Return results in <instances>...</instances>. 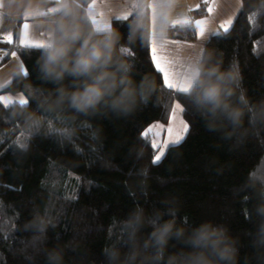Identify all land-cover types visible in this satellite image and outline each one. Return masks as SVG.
<instances>
[{"label":"trees","instance_id":"trees-1","mask_svg":"<svg viewBox=\"0 0 264 264\" xmlns=\"http://www.w3.org/2000/svg\"><path fill=\"white\" fill-rule=\"evenodd\" d=\"M92 1L78 0L85 11ZM51 3L44 1L40 6L46 9ZM206 9L203 1L190 11L192 27H169L167 36L195 41L194 21L205 16ZM144 13L145 28L129 47H122L128 52L120 49V54L134 65L136 81L146 74L154 78L158 93L133 115L81 122L71 141L57 137L50 119V130L37 134L28 150L22 151L18 146L21 126L7 118L19 104L5 106L0 102V264H46L42 252L33 258L30 252L22 254L21 247L28 234L19 226L38 206L52 210L54 221L47 247H66V264H103V249L116 238L118 220L137 205L149 211L162 208L161 201L170 197L179 199L178 219L190 225L204 220L226 224L239 238L240 264H246V257L251 258L250 264H258L251 235L258 219L244 182L254 167L264 176V132L235 147L220 132L207 129L204 119L186 105L185 93L165 88L151 62V18L147 8ZM135 16L136 9L127 23L113 19L112 24L127 37ZM216 33L205 47L222 49L225 66L237 60L248 96L253 102L264 99V0H242L229 31ZM9 46V55L2 62L16 50L29 75L17 71L2 91L23 92L36 107L26 85L29 80L41 84L37 73L41 49H24L19 43ZM176 101L183 107L188 132L154 163L158 150L151 147L152 137L145 139L140 133L153 122H168ZM97 125L103 128L100 136L96 135ZM160 178L167 182L161 184Z\"/></svg>","mask_w":264,"mask_h":264},{"label":"clouds","instance_id":"clouds-1","mask_svg":"<svg viewBox=\"0 0 264 264\" xmlns=\"http://www.w3.org/2000/svg\"><path fill=\"white\" fill-rule=\"evenodd\" d=\"M8 7L12 12L26 8L17 0H9ZM170 7L164 0L156 12L161 39L172 22L167 11ZM55 8L59 11L43 22L45 46L37 64L41 84L29 80L26 85L36 107L19 104L7 115L21 126L23 135L18 146L22 151L28 150L37 134L50 130V119L54 120L51 127L57 137L71 141L81 122L96 117L127 118L158 93L154 78L146 74L136 81L134 65L120 54V49L129 47L145 28L147 4L143 0H137L127 37L118 27L105 31L93 25L92 13L85 11L78 0H58ZM187 64L181 75V82L189 85L186 105L204 119L209 131L220 132L235 147L264 132V99L253 102L248 96L237 60L225 66L222 49L205 47ZM45 84L53 87L46 88ZM102 132V126L97 125L96 135ZM159 182L167 181L160 178ZM244 186L254 201L252 211L258 219L251 234L252 246L258 264H264V176L254 167ZM161 203L164 207H153L151 211L137 205L118 220L116 238L103 249V264H240L239 238L226 224L204 220L190 225L178 219V197ZM53 221L51 208L38 206L33 210L30 219L19 226L28 234L21 245L22 254L30 252L34 258L42 252L46 264H66V247H47ZM245 261L250 264L251 258Z\"/></svg>","mask_w":264,"mask_h":264},{"label":"snow or ice","instance_id":"snow-or-ice-1","mask_svg":"<svg viewBox=\"0 0 264 264\" xmlns=\"http://www.w3.org/2000/svg\"><path fill=\"white\" fill-rule=\"evenodd\" d=\"M58 2V0H57ZM164 2V0H151L150 3H148L147 7L151 12V21H152V39L150 41L149 44V52H150V58H151V62L156 70V72H158L159 74H161L162 76V81H163V85L165 88L170 89V90H174L178 93H187L189 91V85L186 82H181V80L178 79V74L175 71V67L173 64V61L165 54V46L168 44L171 45H179L180 41L177 40H164L163 43H158L156 38H155V25H156V12L157 9L159 7V5ZM205 4H208V0H204ZM97 5V0H93L92 4L88 5L89 8H92L94 6ZM3 5L0 4V7H2ZM137 7V2H132L130 4V8L131 11L127 12L124 15H117L115 18L117 21H123L125 23L128 22L129 17L133 14V12L135 11ZM199 7V5L197 6ZM207 12L209 14H211L213 12V7L208 6L207 7ZM59 9L52 7L48 9V12L50 13H55L58 12ZM48 13H44L41 12L39 13V15L44 16L47 15ZM101 16L104 15V13H100ZM25 21H27V19L29 18L27 14H25ZM91 22L93 25H95L97 28L101 29V30H109L112 27H118V25L116 24H111L109 23L108 20H105L103 26H101V24L98 22L96 16H94L93 14L90 17ZM207 21L200 19V20H196L195 21V30H196V35L198 37H204L205 36V25H206ZM232 24V20H226L223 23H221L219 25V27L225 32L227 33L229 31V27ZM177 26H185V27H192L191 22L188 19H175L171 22V28L175 29L177 28ZM22 34L20 36L19 39V46L21 48L24 49H30V48H36V49H41L45 46V42L44 41H35L33 39L30 38L29 36V29H30V24L25 22L22 25ZM213 34H218V33H213ZM2 39L4 41H6L8 44H12L13 43V36L11 33H8L7 35L3 36ZM122 52H128V49L125 48H121ZM5 55H9V53H5ZM10 55L12 57H16L17 53L16 52H11ZM25 76L29 75L28 71L24 72ZM0 102H3V104L5 106H8L10 104L15 103V101H12L11 99L7 98V97H3L0 96ZM18 103L20 105H26L29 104L30 101L24 99L23 97H21L18 101ZM178 111H183V109L181 108L180 104H176L175 107L172 110L171 116H170V120H175L176 118V113ZM188 124H183L182 125V130L184 132L188 131ZM166 133V138L163 141H160L158 139H152L150 141L151 143V147L153 149H157L158 150V154H156L154 156V163H157L161 160L162 156L164 155V149L167 148V146L170 143H179L183 137L181 135H179L174 128L172 127L171 124H169L167 127H165V125L161 124V123H153L151 125H149L147 128H145L140 135L142 137H144L145 139H148L150 136L152 137H159L161 133ZM171 138V139H169Z\"/></svg>","mask_w":264,"mask_h":264},{"label":"rangeland","instance_id":"rangeland-1","mask_svg":"<svg viewBox=\"0 0 264 264\" xmlns=\"http://www.w3.org/2000/svg\"><path fill=\"white\" fill-rule=\"evenodd\" d=\"M202 1H204V0H202ZM150 2H151V0H146V4L150 3ZM168 3H170V5H171V7L167 10L169 18L171 19V21H173L175 19H184L185 14H184L183 9L178 7L180 4L183 3V0H168ZM197 5L198 4H196V6ZM208 6L213 7V12L211 14L207 13L205 16H202V17H199L196 19V20L203 19V20L207 21V23L205 25V36L204 37H198L197 36L195 41H182L183 45H180L179 47H178V45H172L170 48L167 47L165 49V54L173 61L175 71L178 74L179 80H181L182 73H184L187 70V67H188L187 60L191 57H194L197 52H200L205 48L207 40L210 38V36L213 33L222 30L219 27V25L221 23H223L224 21L229 20V19L232 20V24H233L235 17H236V15L240 9L241 0H208V4H206V7H208ZM149 13H150V18H151L150 10H149ZM186 17L190 19V16L188 13L186 14ZM195 21H194V23H195ZM151 23H152V21H151ZM232 24H231V26H232ZM230 27H229V29H230ZM155 32H156L155 38L156 39L160 38L157 22L155 25ZM151 39H152V30H151ZM186 42L187 43L190 42L189 44L194 46L193 52L190 54H188V53L185 54V47H186L185 43ZM12 52H16L17 56L12 57L10 55L8 60H6L4 62H0V66H1L0 67V96L7 97V98L11 99L12 101H15V103H13V104H16V103L19 104L18 101L21 97H23L26 100H29L28 97L23 92L2 91V89L4 87H6L11 82L14 74L17 71H22V72L26 71V67H25V64H24L21 56L18 54V52L16 50H13ZM0 56L2 57V56H4V54H0ZM176 104L181 105L180 102L176 101L174 104V107ZM10 105H12V104H10ZM181 108L183 109L182 105H181ZM153 123H161V124L165 125V127H167L169 124H171L172 127L174 128V130L179 135H181L183 137V139L188 132V131L184 132L182 130V125L185 123L188 124L186 122L184 116H183V111H178L176 113L175 120L169 119V121L166 123H163V122H153ZM153 123H151V124H153ZM165 138H166V133H163V132L160 134L159 137H152V139H158L160 141H163ZM169 139H171V138H169ZM174 144H177V143H174ZM170 145H173V143H170L167 146V148ZM167 148L164 149V155L166 153ZM157 154H158V152H157ZM163 156H162V158H163Z\"/></svg>","mask_w":264,"mask_h":264},{"label":"crops","instance_id":"crops-1","mask_svg":"<svg viewBox=\"0 0 264 264\" xmlns=\"http://www.w3.org/2000/svg\"><path fill=\"white\" fill-rule=\"evenodd\" d=\"M44 1H52V3L48 5L46 9H44L43 7L40 6L41 3ZM8 2L9 0H0V4L3 5L2 7H0V38L2 39L3 36L7 35L8 33H11L13 36V43H19V39L23 31L22 25L23 23L27 22L30 24V29H29L30 38L35 41L45 42L46 33L43 28V22L46 20V18H43V16L39 15V13L41 12L50 13L48 12V9L55 7L57 5V0H17L18 4H23L26 6V8L18 7L15 12L9 10ZM132 2H137V0H97V5L92 8H88V11L91 12L94 16H96L98 22L101 24V26H103L105 20H108L109 23L112 24L113 19H116L115 17L117 15H124L127 12L131 11L130 4ZM202 2H203L202 0H183V3L180 4L178 7L183 9L185 14L184 19H188L191 22L190 11L196 8ZM196 4L198 5L196 6ZM241 5H242V0H241ZM100 13H104V15L101 16ZM187 13L190 16V19L186 17ZM25 14H27L29 17L27 21H25L24 18ZM169 27H171V24H169L168 28ZM151 28H152V23H151ZM156 40L158 43H163L164 40H177L180 41L178 47L180 45H183L182 41H184V40L168 37L167 32L164 35L163 39L157 38ZM189 43L187 42L185 43L186 44L185 54L187 53L190 54L193 52L194 46H192ZM171 46H172L171 44H168L165 46V49L167 47L170 48ZM4 57L6 56L5 55L2 57L0 56V62L3 61Z\"/></svg>","mask_w":264,"mask_h":264},{"label":"built area","instance_id":"built-area-1","mask_svg":"<svg viewBox=\"0 0 264 264\" xmlns=\"http://www.w3.org/2000/svg\"><path fill=\"white\" fill-rule=\"evenodd\" d=\"M10 52V46L9 44L0 38V54L9 53Z\"/></svg>","mask_w":264,"mask_h":264}]
</instances>
